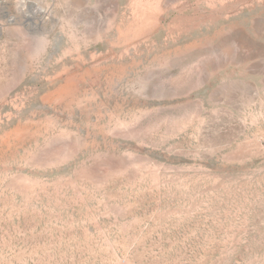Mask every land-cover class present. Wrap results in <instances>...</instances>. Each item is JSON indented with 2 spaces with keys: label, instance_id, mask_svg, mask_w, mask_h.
Wrapping results in <instances>:
<instances>
[{
  "label": "rangeland",
  "instance_id": "374dc122",
  "mask_svg": "<svg viewBox=\"0 0 264 264\" xmlns=\"http://www.w3.org/2000/svg\"><path fill=\"white\" fill-rule=\"evenodd\" d=\"M0 264H264V0H0Z\"/></svg>",
  "mask_w": 264,
  "mask_h": 264
},
{
  "label": "crops",
  "instance_id": "0c3cea01",
  "mask_svg": "<svg viewBox=\"0 0 264 264\" xmlns=\"http://www.w3.org/2000/svg\"><path fill=\"white\" fill-rule=\"evenodd\" d=\"M258 19H259V18H258ZM81 22H84V19L81 20L80 23H81ZM85 22H86V21H85ZM111 22H114V19L111 20V17H109V18H108V23L111 24ZM219 24H220V26L216 27L215 31L221 33V32L223 31V29H224L225 26L222 25L220 22H219Z\"/></svg>",
  "mask_w": 264,
  "mask_h": 264
}]
</instances>
